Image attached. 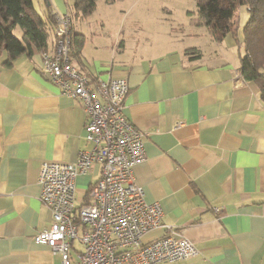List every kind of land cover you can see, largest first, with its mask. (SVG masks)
<instances>
[{
  "label": "crops",
  "instance_id": "1",
  "mask_svg": "<svg viewBox=\"0 0 264 264\" xmlns=\"http://www.w3.org/2000/svg\"><path fill=\"white\" fill-rule=\"evenodd\" d=\"M43 4L40 14L47 7L73 14L68 0ZM237 17L244 23L246 11L239 8ZM154 24L126 33L117 27L104 38L80 33L85 42L80 62L73 63L90 81L127 82L124 113L144 133L134 182L146 203L159 205L160 224L198 250L186 261L160 264H264V101L257 84L240 74L237 22L220 42L200 22L187 24L196 31L162 17ZM191 48L199 49L198 58L185 54ZM6 58L1 51L0 264H60L58 255L33 241L51 220L37 175L41 163H73L90 148L87 117L80 102L42 73L41 53L22 54L8 67ZM98 177L95 165L75 186L85 195ZM164 234L154 229L142 242ZM73 247L74 258L79 244Z\"/></svg>",
  "mask_w": 264,
  "mask_h": 264
},
{
  "label": "built area",
  "instance_id": "2",
  "mask_svg": "<svg viewBox=\"0 0 264 264\" xmlns=\"http://www.w3.org/2000/svg\"><path fill=\"white\" fill-rule=\"evenodd\" d=\"M54 14L51 52L41 53V71L60 93L81 103L87 117L89 149L73 163L40 164L37 181L50 224L33 238L60 257V264H160L186 261L196 247L173 227L160 224L157 203H146L132 170L144 160V133L124 113L126 80H88L69 57L71 19ZM99 165V177L75 201V180ZM217 211V209H215ZM162 227L165 234L144 243L142 237ZM79 249L73 258V243Z\"/></svg>",
  "mask_w": 264,
  "mask_h": 264
},
{
  "label": "trees",
  "instance_id": "3",
  "mask_svg": "<svg viewBox=\"0 0 264 264\" xmlns=\"http://www.w3.org/2000/svg\"><path fill=\"white\" fill-rule=\"evenodd\" d=\"M96 2L73 0L75 15L90 16ZM195 5L201 22L217 42L235 31L237 10L245 6L247 20L242 27L243 54L239 71L246 81L257 84L264 101V0H195ZM16 27L22 31L20 37L13 34ZM54 27V14L50 7L40 14L32 0H0V53L4 51L7 55L4 65L10 66L22 54L30 56L34 52L48 51V39L51 37L54 42ZM84 42L82 34L71 31L69 57L72 62H80ZM185 54L194 58L200 56L194 48L187 49Z\"/></svg>",
  "mask_w": 264,
  "mask_h": 264
},
{
  "label": "rangeland",
  "instance_id": "4",
  "mask_svg": "<svg viewBox=\"0 0 264 264\" xmlns=\"http://www.w3.org/2000/svg\"><path fill=\"white\" fill-rule=\"evenodd\" d=\"M32 2L37 12L42 13L44 10L43 0H32ZM68 2L70 9H72L73 0H68ZM239 8L246 11L244 5ZM71 11L73 14H67L71 19L72 33H77V30L79 33L86 35L88 39H90L91 34L96 35V37L100 34L102 38H104V35H113L117 27H120V32L126 33L132 30L134 26H141V23L155 26L154 22L160 17L164 21L172 23L176 28H179L181 24L184 25V31H196L197 28L195 26H187L189 21L200 22L201 25H204L199 18L195 0H114L113 2L97 0L96 8L89 20L81 15L76 16L75 12ZM236 22L239 28L238 36L241 38L242 27L246 21L242 23L240 17H237L235 18V24ZM134 29L137 32H141L136 30V27ZM21 33L22 31L18 27L13 30V34L17 37H20ZM184 39L186 42H195V39L190 40L186 36ZM199 41L197 40L196 43ZM201 43H203L202 40L200 41ZM77 183L75 186V201L79 203L85 190ZM74 244L78 245L77 240L74 241Z\"/></svg>",
  "mask_w": 264,
  "mask_h": 264
}]
</instances>
